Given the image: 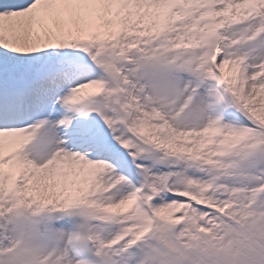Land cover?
<instances>
[{"label":"rangeland","instance_id":"obj_1","mask_svg":"<svg viewBox=\"0 0 264 264\" xmlns=\"http://www.w3.org/2000/svg\"><path fill=\"white\" fill-rule=\"evenodd\" d=\"M149 1L153 3L130 0L125 17L102 32L96 29L93 11L97 0H71L69 8L52 0L49 11L29 10L25 40L30 49L24 57L32 58L34 66L21 76L34 83L39 79L33 92L37 103H51L56 93L51 89L61 86L60 80L69 101L75 89L81 88L87 97L100 93L93 108L101 111L100 121L112 127L118 143L128 145L129 157L122 166V156L114 157L120 171L99 159L86 163L88 170L63 174V193H40L33 187L32 173L23 171L17 172L19 186L12 188L9 174L16 169L11 164L3 169L0 264H77L68 249L72 213L89 224L102 264H156L142 251L143 243L164 242V235L171 250L182 256V250L189 249L205 257L213 252L228 264H264L256 247L264 244V144L251 126L264 129V13L258 9V1L264 0ZM109 5L110 12L116 10L117 0ZM211 26L220 43L216 61L208 54ZM84 36L91 40L85 61L105 69L100 83L93 79V69L70 66L74 53L62 55V38L78 44ZM0 37L11 43L8 35ZM52 46L58 53H52ZM8 52L9 58L0 62L5 74L13 72L6 69L10 62L22 60L19 51ZM211 66L225 78L228 110L220 126L210 117L204 85ZM194 83L200 85L188 102ZM56 139L60 143L59 135ZM36 142L18 157L25 156V162L33 156V172L44 170L55 151L41 152L43 137ZM5 147L3 158L13 146ZM142 151L154 153L164 166L156 160L132 165ZM80 158L85 161L84 154ZM130 167L140 170L152 195L149 207L155 226L146 237H140L142 212L130 198L127 182L135 174ZM186 199L191 200L188 209ZM112 222L121 228L124 224L126 230L114 228ZM191 259L188 264H202L189 255Z\"/></svg>","mask_w":264,"mask_h":264},{"label":"bare ground","instance_id":"obj_2","mask_svg":"<svg viewBox=\"0 0 264 264\" xmlns=\"http://www.w3.org/2000/svg\"><path fill=\"white\" fill-rule=\"evenodd\" d=\"M31 1L32 0H10L4 7L2 8L0 7V35L1 34L8 35L11 41V43L8 44L6 38L0 37V60L9 58L8 49L13 48L16 51H19L18 56L20 55V57L22 58L21 62L18 63L12 61L8 64V66H11V70L16 69L17 71H21L23 73H26L33 66L31 61L28 58L24 57V54L28 53L30 49L29 47H27V43L25 40V38H27L26 28L28 24V16L30 18L29 14L31 10L36 7L38 8L44 7L45 10L49 11L52 3V0H34L32 3H30ZM129 1L130 0H119L117 9L110 12L108 10V7H110L109 5L110 0H97L96 6L93 9L97 22L96 29L99 32H102V30L107 29L114 22L121 21L125 17L124 12L125 10H127L126 8L129 5ZM142 1L145 4L153 3L150 2L149 0H142ZM62 3L66 5L68 8L71 7V2H68V0H63ZM258 9L262 13H264V2L258 1ZM7 44L9 47H7ZM200 44L203 45L202 42H200ZM71 52L72 51H67L66 54H70ZM60 82L62 83L61 86L57 85L55 90L51 89L52 91L56 92L55 95L59 93L56 99L53 117H56L61 112L62 106L67 101L65 94L61 93V91L64 89V85H63L64 81L60 80ZM50 85L53 86V83ZM68 85L69 84L67 82L66 86ZM28 109L31 110V108L29 107ZM34 109L37 110L36 105H34ZM69 115H74V113H70ZM106 125L107 124H105V127ZM105 127L98 126L97 128L93 129L92 132H97L99 129H102L101 132L102 134L98 135L97 138L104 137V140L107 142V148L111 153H115L116 150H119L122 153V155H129L126 146H123L120 143H118L119 137L115 138L111 134L112 128H105ZM41 137H43V141H45L44 143H41V146L39 148L41 149V152L42 151L46 152L50 148L54 149L55 151L50 152L49 155L50 159L49 162L43 166L44 170H42L41 167H39L38 169H34L33 172L32 163L35 164V162L33 161L34 160L33 156H32V161L29 158L25 162L22 160L23 158H25V156H22L18 159L19 154L9 155L8 157L5 158L1 157V154H3L6 150L5 145L8 144L11 140L8 139L5 135L0 134V174L2 173L3 169L9 167V165L11 164L12 166L15 167L16 172L23 171L24 174H27V172H31L32 173L31 181L34 183L33 187L37 186L38 191L40 193H42L43 190L46 191L48 194L49 193L52 194L54 193V191H59L63 193V190L65 189L66 186L62 184L63 180L60 177L63 174H71V173L78 174L80 171H84L87 165L82 161L80 157L73 156L61 150V148L58 146L56 142V137L54 136L53 130L52 131L45 130L43 133H41ZM91 146L92 145L90 144H84L83 148L90 149ZM18 177L20 178V176ZM44 177L46 178V181L44 180ZM0 182H1V177H0ZM18 184H19V179H18ZM29 203L35 204V201L33 199H29ZM70 207L73 208L72 206Z\"/></svg>","mask_w":264,"mask_h":264},{"label":"trees","instance_id":"obj_3","mask_svg":"<svg viewBox=\"0 0 264 264\" xmlns=\"http://www.w3.org/2000/svg\"><path fill=\"white\" fill-rule=\"evenodd\" d=\"M190 256H192V255H190ZM185 260L188 261V263L193 262L192 259L190 260V262H189L188 258H186ZM188 263L187 262H184V260L182 258H179L178 260H176V264H188ZM216 264H228V261L224 258V259H222L221 261H219Z\"/></svg>","mask_w":264,"mask_h":264}]
</instances>
